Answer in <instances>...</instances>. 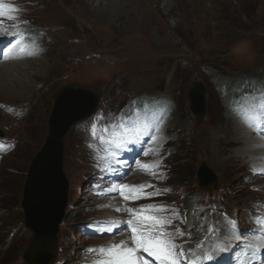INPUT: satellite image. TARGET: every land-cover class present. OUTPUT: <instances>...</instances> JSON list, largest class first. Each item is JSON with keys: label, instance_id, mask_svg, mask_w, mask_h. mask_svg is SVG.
<instances>
[{"label": "rangeland", "instance_id": "rangeland-1", "mask_svg": "<svg viewBox=\"0 0 264 264\" xmlns=\"http://www.w3.org/2000/svg\"><path fill=\"white\" fill-rule=\"evenodd\" d=\"M107 1L25 0L30 5L25 19L45 29L49 42L37 60L0 64V133L15 147L0 161V264H26L22 255L31 233L24 228L21 212L25 174L48 132L55 98L69 85L92 91L106 85L97 107L104 110L110 104L109 88L119 90L117 103L140 95L173 100L176 111L168 134L174 139L166 181L172 188L166 198L171 203L179 206L190 195L196 200L214 198L220 205L211 216L218 225L222 213L243 223L250 202L262 198L245 184L247 165H242L243 158L261 149L256 145L246 150L237 139L239 126L223 117L216 85L264 76V0H113L110 10ZM92 55H103L113 66L85 58ZM27 61L36 65L25 66ZM210 66L211 73L223 75L216 83L202 69ZM18 80L31 86L14 88ZM196 83L205 93L201 120L190 113L187 98ZM8 108L20 113L8 114ZM79 132L75 125L64 140L68 210L50 264H76L85 246L104 240H82L78 235L79 225L95 217L83 210L84 191L74 192L90 174ZM202 162L217 179L206 189L199 188L196 176ZM100 216L94 219L106 217ZM184 229L182 225L179 231Z\"/></svg>", "mask_w": 264, "mask_h": 264}, {"label": "water", "instance_id": "water-1", "mask_svg": "<svg viewBox=\"0 0 264 264\" xmlns=\"http://www.w3.org/2000/svg\"><path fill=\"white\" fill-rule=\"evenodd\" d=\"M204 91L194 84L189 97L193 113L202 117ZM97 97L83 89H65L57 97L48 121L49 133L42 148L32 158L23 186L25 225L34 238L30 251L25 254L29 263L39 259L47 264L52 259L54 236L66 208L67 181L62 172L63 137L78 120L90 115L96 107ZM197 176L200 185L207 187L216 181L215 175L202 164ZM33 251V252H31Z\"/></svg>", "mask_w": 264, "mask_h": 264}, {"label": "snow or ice", "instance_id": "snow-or-ice-1", "mask_svg": "<svg viewBox=\"0 0 264 264\" xmlns=\"http://www.w3.org/2000/svg\"><path fill=\"white\" fill-rule=\"evenodd\" d=\"M260 126H264V120L261 121ZM251 127V125H250ZM158 166V164L156 165ZM143 168L147 170L148 165H144ZM127 185H120L119 188H127ZM144 186L141 185L140 188ZM117 190V186L113 185L110 191ZM167 191V189L165 190ZM127 199V197H125ZM156 211H166V209H155ZM119 211V209H117ZM131 211V210H130ZM146 221H152L153 223L149 227L137 228L132 227L133 233V244L134 248H128L125 246V242H121L119 245H112L107 248H100L95 250L99 254L106 256L107 259L97 261L96 264H141V260L137 255L138 250L148 253L149 256L153 257L159 264H179L178 256L180 253L176 251L177 245L173 242V239L167 237H174L171 232H166L163 229V225L170 224L167 220H158L155 217H146ZM115 224V221L110 222ZM130 225L131 221L128 222ZM257 224L264 226V218H257ZM159 226V227H158ZM109 229H105L108 231ZM180 235H183L180 233ZM92 251V250H90Z\"/></svg>", "mask_w": 264, "mask_h": 264}, {"label": "bare ground", "instance_id": "bare-ground-1", "mask_svg": "<svg viewBox=\"0 0 264 264\" xmlns=\"http://www.w3.org/2000/svg\"><path fill=\"white\" fill-rule=\"evenodd\" d=\"M122 3V2H121ZM106 5H108V10H110V7L112 8V7H114L115 6V4H114V1L113 0H108L107 1V3H106ZM112 9H114V8H112ZM123 9V8H122ZM121 9V10H122ZM211 12V11H210ZM14 63V62H13ZM27 64L25 65V64H23V65H25V66H32L33 67V65H36V64H34L35 62H29L28 63V61L26 62ZM9 65V64H8ZM8 65H6V66H8ZM18 67V66H17ZM18 70H20L19 72H21V70H22V68L21 69H18ZM31 77H33V79H35L34 77H36V75L35 74H32V76ZM14 84V88H25V87H28L29 85L31 86V83L29 84V83H26V81L24 80L23 82H21V81H17V82H15V83H13ZM29 84V85H28ZM28 85V86H27ZM18 99V98H17ZM20 99V98H19ZM237 130H239V132L238 131H236L237 133H238V135H239V137L237 138V139H241V141H243V144L245 145L244 146V148L246 149V150H251L250 148H249V145L250 144H255V145H258L259 143L256 141V139H254L252 136H248V134L246 133V132H244V130L242 129V128H240V127H238V129ZM235 137H237V134L235 135ZM252 148V147H251ZM262 150H259V151H256V152H254L253 153V155L254 156H257L258 155V153H260Z\"/></svg>", "mask_w": 264, "mask_h": 264}]
</instances>
